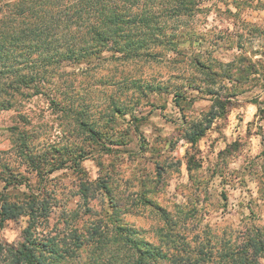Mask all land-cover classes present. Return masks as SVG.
<instances>
[{
  "label": "rangeland",
  "instance_id": "obj_1",
  "mask_svg": "<svg viewBox=\"0 0 264 264\" xmlns=\"http://www.w3.org/2000/svg\"><path fill=\"white\" fill-rule=\"evenodd\" d=\"M13 1L0 0V14ZM190 12L167 22L166 32L179 35L155 48L158 56L53 64L43 92L0 109V199L47 196L49 213L32 236L55 245L60 264H87L94 246L76 248L75 235L90 241L100 222L112 236L116 217L158 243L164 232L156 227L167 228L157 208L192 249L208 237L206 250L250 228L264 233V0H197ZM216 96L230 107L191 144L186 129L204 120ZM78 118L98 129L97 138L79 130ZM21 133L35 152L60 150L65 166L46 172L44 165L41 176L27 169L15 148ZM10 174L31 188L14 181L4 189ZM82 183L91 187L85 195ZM27 221L1 223L0 242L18 245Z\"/></svg>",
  "mask_w": 264,
  "mask_h": 264
},
{
  "label": "trees",
  "instance_id": "obj_2",
  "mask_svg": "<svg viewBox=\"0 0 264 264\" xmlns=\"http://www.w3.org/2000/svg\"><path fill=\"white\" fill-rule=\"evenodd\" d=\"M2 6L5 10L0 14V109H9L18 99L43 92L45 71L53 64L91 62L100 60L104 54L123 61L158 56L160 52L154 49L174 43L179 35L166 32L167 22L190 15L197 0H15L3 2ZM195 64H201L198 58ZM206 73L211 78L215 75L208 69ZM227 79L240 83L236 77ZM50 99L55 102L54 97ZM228 105L229 100L216 96L204 120L189 124L185 131L187 141L194 144L202 138L214 119L228 110ZM259 114L264 120V108L259 109ZM77 121L80 131L97 138V128L85 119ZM15 148L26 168L37 176L42 175L44 165L50 166L46 172H53L65 166L67 160L55 148L53 155L50 151H33L22 133ZM73 159L75 156L68 160ZM14 181L16 186L31 188L18 174H10L3 188ZM98 186L110 195L104 180ZM81 188L83 195L91 189L86 183ZM109 198L111 207L118 208L114 197ZM157 210L167 228L164 231L156 227L157 233L164 232L158 243L145 239L139 230L116 217L112 221L115 223L112 236L101 229L99 222L89 232L90 241L75 235L74 246L81 248L86 241L93 244L87 264H263L264 233L259 227L221 238L216 249L213 246L205 249L209 237L205 238L206 243L200 241L192 249L184 235L172 231L171 226L175 225L172 217L162 208ZM48 213L47 196L39 197V192L22 201L0 199V224L28 217L23 240L18 245L0 242V264H60L63 255L57 253V247L32 236V227Z\"/></svg>",
  "mask_w": 264,
  "mask_h": 264
}]
</instances>
